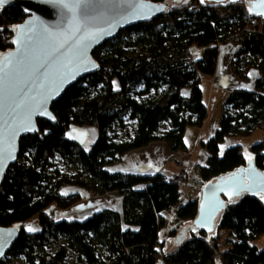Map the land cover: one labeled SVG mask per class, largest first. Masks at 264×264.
<instances>
[{
    "label": "trees",
    "instance_id": "trees-1",
    "mask_svg": "<svg viewBox=\"0 0 264 264\" xmlns=\"http://www.w3.org/2000/svg\"><path fill=\"white\" fill-rule=\"evenodd\" d=\"M151 1L166 3L165 11L148 22L120 30L115 42L110 39L96 47L92 57L99 69L74 82L51 103L56 122L37 119L38 131L20 137L17 159L26 155L27 161L10 164L0 181V226L19 227L4 255L24 254L28 264H68L65 247L51 255L34 254L47 237L63 235L86 264H96L92 236L110 256L102 264H264V246L258 249L253 244L258 235L264 237L263 196L242 193L226 200L213 231H191L203 184L245 166L248 157L264 172V136L246 154L240 145L219 153V144L227 135L246 136L256 128L264 133V19L250 17L248 0ZM26 16L20 6L0 7V56L12 49L14 28ZM205 24L216 42L236 44L230 67L238 80L248 81L251 69L258 75L252 89L233 88L224 99L218 129L201 143L206 149L205 162L192 171L200 186L180 203L181 188L190 181L184 168L167 178L161 173L110 172L106 166L157 141L166 143L173 152H187L186 127L202 126L207 113L200 71L208 70L212 54L207 53L198 64L190 51L192 40L203 37ZM131 32H135L140 49L128 53L124 47L132 40ZM104 48L108 50L105 56L101 54ZM140 84L143 93L160 85L167 88L158 98L137 101L130 94ZM185 87L189 93L184 96L181 91ZM127 113L137 121L133 135L115 141L110 134L113 124H122ZM165 120L169 127L159 133V124ZM71 124L97 129L88 149L66 137ZM55 154L81 170L74 174L50 171ZM71 186L90 195L116 191L122 196L121 210H96L84 220L57 218L51 207L65 209L81 199L77 192H61ZM172 207H176L177 223L161 240L164 214ZM34 215L39 230L29 232L25 222ZM182 229L185 234L176 241ZM221 230L234 236L224 249L219 247Z\"/></svg>",
    "mask_w": 264,
    "mask_h": 264
},
{
    "label": "water",
    "instance_id": "water-1",
    "mask_svg": "<svg viewBox=\"0 0 264 264\" xmlns=\"http://www.w3.org/2000/svg\"><path fill=\"white\" fill-rule=\"evenodd\" d=\"M204 1L220 3L226 0ZM14 5L22 7L27 16L14 28L12 40L18 42L0 56V59L7 57L11 60L4 80L5 98L0 104V149L10 152L11 156L0 163V181L8 166L17 161L20 137L38 131L37 119L54 124L56 117L50 109L51 103L74 82L99 69L92 51L112 39L120 30L148 22L167 7L166 3L151 0H87L77 9V17L82 20L81 31L76 32L64 48L52 52L48 43L49 34L55 36L58 42L71 35L75 27L71 20L72 13L55 0H5L0 7ZM247 8L252 15L264 17V14H260L264 13L261 0H248ZM81 36L90 38L84 39L77 47L75 41ZM21 58L23 62L18 63ZM40 65H45V68L37 70ZM43 99L47 103L44 114H39L38 105ZM29 116L34 130L21 129L14 134V130L20 128L21 122L27 121ZM242 193L264 197V172L254 165L253 160L203 184L191 231H213L219 213L226 207V200ZM18 230V226H0V260ZM184 234L185 230L182 229L176 241L181 240Z\"/></svg>",
    "mask_w": 264,
    "mask_h": 264
},
{
    "label": "rangeland",
    "instance_id": "rangeland-1",
    "mask_svg": "<svg viewBox=\"0 0 264 264\" xmlns=\"http://www.w3.org/2000/svg\"><path fill=\"white\" fill-rule=\"evenodd\" d=\"M206 29L203 34V37L200 38H194L192 40L190 51H191V57L199 63H202V60L206 57L207 53H211L210 50L213 49L214 45L216 44H224L222 42H216L212 36L211 28L208 24H205ZM117 35H115L113 38H115ZM130 36L132 37V40L129 42L127 46L124 47L125 51L128 53L131 52H137L140 49V44L136 42V34L135 32H131ZM113 42H115V39H113ZM108 50L107 48L102 49L101 54L103 56L107 55ZM223 61L219 62L218 70L214 72L213 80L214 78L219 77V67L222 68L221 71H224L223 69ZM203 71H200V88L203 91V103L205 104L207 108V113L205 120L203 122V126L197 127V126H187L184 132L185 136V144L187 147V152H174L172 156V160L178 165L182 166L183 158L188 155V159L190 157V160L194 163V172H195V165H201L205 162L206 159V149L201 145V142L206 141L209 137H211L215 131L219 127V121L221 116V109L224 99L227 97L228 92L233 89L232 84L228 86L227 88H224L222 85H217L213 82V80L210 79V74L205 71V69H202ZM251 74V75H250ZM257 71L254 69H251L249 71V79L245 83L244 86H248L246 84H253L255 78L257 77ZM254 76V77H253ZM220 78V77H219ZM223 82V79H220ZM225 81V80H224ZM226 82V81H225ZM251 84V85H252ZM243 86V87H244ZM212 87H216V92L212 93ZM245 87V88H246ZM143 85L136 86L130 96L133 99H136L137 101H145L148 99L158 98L165 92L167 86L166 85H160L156 90L151 89L148 92L143 93ZM237 88V87H236ZM182 95H188L189 88L185 87L181 91ZM95 94V93H93ZM230 112H233V110H230ZM123 123L120 124L118 122H115L113 124V127L111 129V136L115 141H121V140H127L133 135V131L136 127V119L132 118L129 113H127L123 117ZM169 127V122L167 120L162 121L159 124L158 131L159 133L167 130ZM264 136V133L261 129L256 128L254 129L251 134L242 136L239 134H231L224 137L223 141L219 144V153L222 154L224 150L230 146L234 145H240L244 152L249 151L250 147L254 144L259 142ZM201 138V139H200ZM202 140V141H201ZM188 153V154H187ZM26 155L23 157H20L17 159L19 162H25ZM51 166L49 167V170L57 169L62 174H74L81 170V168L74 163L66 162L64 159H62L58 154H55L54 157L51 159ZM190 165V164H189ZM192 165V164H191ZM186 172L189 173L190 181L188 182L187 186L184 188H181V201L186 200V196L189 195L191 192H195L198 187L200 186L199 182L193 179V176L195 173H192L193 170H189L187 167H185ZM83 177L87 178L86 174H83ZM196 179V178H195ZM79 190L83 195L86 194V190L83 188H75V187H65L61 192H71V190ZM108 200L107 198L103 199H95V200H84L76 202L75 204L71 205L68 208L65 209H58L55 207H51V209L54 208V215L57 218L62 219H75V220H84L88 218L94 211L98 210L99 208L105 207L104 204H107ZM110 203V202H109ZM108 203V204H109ZM111 204H113L111 202ZM165 225L160 230V237L159 238H165L168 235V232L176 225L177 221L176 218L171 214L170 211L166 212L165 214ZM37 216L34 215L29 220L25 222V227L28 230L29 227H31L33 230L29 232H34L39 230V225L37 224ZM187 224V223H185ZM168 228V229H167ZM91 244L95 247L96 254L98 257V262L96 264H102L103 262H108L110 260V256L108 252L99 244L97 243L92 236L89 237ZM234 238L233 235L228 233L225 230L220 231V241H219V247L221 249H224L228 245L231 244V240ZM172 241L169 240L167 242V247L170 249L172 246ZM253 244H255L258 249H261L264 246V237L262 235H258L256 239L253 241ZM60 247L66 248V255H65V261L68 264H86L82 258H80L75 251V249L72 247V244L63 235H57L56 237H47L46 242L44 243L42 249L35 248L34 254L35 255H51L54 252H56ZM164 253H166V250H164ZM163 254V253H161ZM2 262L10 261L12 264H28L26 257L24 254H17L15 256H8L4 255L1 260Z\"/></svg>",
    "mask_w": 264,
    "mask_h": 264
},
{
    "label": "crops",
    "instance_id": "crops-1",
    "mask_svg": "<svg viewBox=\"0 0 264 264\" xmlns=\"http://www.w3.org/2000/svg\"><path fill=\"white\" fill-rule=\"evenodd\" d=\"M235 49H236L235 43L226 42L224 44H216L214 45L213 49L210 50L212 56L210 59L211 62H209L207 73L210 74V79L213 80V75H214V72L218 70L219 62L223 61L222 64H223L224 71H221L222 68L219 67V77L220 78L219 77L214 78L213 82L215 84L218 83L217 85L219 84L222 85L224 88H227L230 84H232V86L234 85L233 88L243 87L245 84L241 82L240 80H238V78H236L231 71L230 62H231V58H232V55ZM220 79H223V82ZM251 84L250 85L246 84L248 86L247 87L244 86V87L248 89H252L253 84L252 85ZM216 89H217L216 87H212V93L213 92L215 93ZM202 100H203V91H202ZM97 135H98L97 129L94 126H87V125L71 124L66 131V137L68 139L76 141L84 149H88L93 144ZM173 154L174 152L170 149V147L166 143L160 142V141L152 142L145 147L130 151L122 155L118 161L106 166V169L109 170L110 172L132 173V174H142V175H153L156 173H161L167 178H172L182 168L185 169L187 165L189 164L194 165V163L190 160V157L188 159V155H186L183 158L182 166H178L172 160ZM75 188H79V187H75ZM71 192L72 193L77 192L80 195L81 199L79 201H81L82 199L84 200L99 199L100 200L103 198H107L108 202L107 204H104L105 207L99 208L98 210H101V209H112L116 211L121 210L122 196L116 191L106 192L103 195H90L88 191L86 192L85 195H83L78 189L77 190L73 189L71 190ZM185 201L186 200H182L180 201V203L181 202L183 203ZM111 202L113 204H111ZM169 211L171 214H174L176 212V207H172ZM174 216L175 215H173V218ZM159 237H160V232H159ZM160 239L163 240L162 238Z\"/></svg>",
    "mask_w": 264,
    "mask_h": 264
},
{
    "label": "snow or ice",
    "instance_id": "snow-or-ice-1",
    "mask_svg": "<svg viewBox=\"0 0 264 264\" xmlns=\"http://www.w3.org/2000/svg\"><path fill=\"white\" fill-rule=\"evenodd\" d=\"M4 2L5 0H0V5H2ZM55 2L59 3L60 5H62L64 9H67L68 12L72 13L71 20L72 22L75 23V27L73 28L71 35L66 36L62 41L59 42L57 41L55 36L49 34L48 43L52 49V52H58L60 49L64 48L65 44H67L68 41L72 39L73 36H75V33L81 31L80 25L82 23V20L77 17V9H80L82 5H85L87 0H55ZM185 2H187V0H185ZM201 2L203 3L204 0H201ZM261 3L264 4V0H261ZM140 7H144V5H140ZM260 14H264V13H260ZM87 38H90V36L89 37L81 36L77 38L75 41L76 46L79 47L83 43V40ZM17 42L18 41L16 40L13 41V43H17ZM17 62L22 63L23 58L19 59ZM10 64H11V60H9L7 57L0 59V104L3 103V100L5 98L4 80L8 75ZM43 68H45V65H40V68H38L37 70ZM46 103H47L46 99L40 101V104L38 105V108L40 109L39 114H44V107ZM21 129L25 131L34 130L31 127L30 116L27 121L21 122L20 128L15 129L14 134L15 132H18ZM10 156H11L10 152H6L5 149H0V163L7 160ZM248 159L251 160V157H248ZM236 194L239 195V191H237ZM28 230L32 231L33 229L29 227Z\"/></svg>",
    "mask_w": 264,
    "mask_h": 264
},
{
    "label": "built area",
    "instance_id": "built-area-1",
    "mask_svg": "<svg viewBox=\"0 0 264 264\" xmlns=\"http://www.w3.org/2000/svg\"><path fill=\"white\" fill-rule=\"evenodd\" d=\"M249 15H250V17L253 16L251 13H250ZM262 18L264 19V17H262ZM253 21H254V19H253ZM186 167H187L190 171H191V170H194V166H193V165H187ZM185 171H186V169H185Z\"/></svg>",
    "mask_w": 264,
    "mask_h": 264
}]
</instances>
